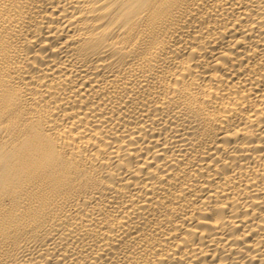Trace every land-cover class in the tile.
Segmentation results:
<instances>
[{
  "label": "bare ground",
  "instance_id": "1",
  "mask_svg": "<svg viewBox=\"0 0 264 264\" xmlns=\"http://www.w3.org/2000/svg\"><path fill=\"white\" fill-rule=\"evenodd\" d=\"M0 264H264V0H0Z\"/></svg>",
  "mask_w": 264,
  "mask_h": 264
}]
</instances>
